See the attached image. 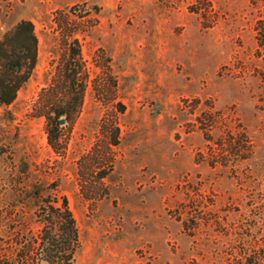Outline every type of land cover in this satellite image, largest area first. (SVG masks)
<instances>
[{
    "label": "rangeland",
    "instance_id": "obj_1",
    "mask_svg": "<svg viewBox=\"0 0 264 264\" xmlns=\"http://www.w3.org/2000/svg\"><path fill=\"white\" fill-rule=\"evenodd\" d=\"M23 20L37 63L0 107V264L62 198L74 264H264V0H0V40Z\"/></svg>",
    "mask_w": 264,
    "mask_h": 264
},
{
    "label": "trees",
    "instance_id": "obj_2",
    "mask_svg": "<svg viewBox=\"0 0 264 264\" xmlns=\"http://www.w3.org/2000/svg\"><path fill=\"white\" fill-rule=\"evenodd\" d=\"M37 37L30 21H20L0 40V107L10 106L21 87L28 81L37 63ZM75 56L79 52H75ZM73 56V55H72ZM72 60V59H71ZM74 69V67L72 68ZM74 71V70H70ZM79 106V102H78ZM70 106L52 112L50 121L58 125L61 118H71ZM54 201H44L36 211V219L42 225L39 244L30 239L11 259H3L6 264H74V254L78 247L75 221L62 198L60 206ZM244 264H257V258L247 256Z\"/></svg>",
    "mask_w": 264,
    "mask_h": 264
},
{
    "label": "water",
    "instance_id": "obj_3",
    "mask_svg": "<svg viewBox=\"0 0 264 264\" xmlns=\"http://www.w3.org/2000/svg\"><path fill=\"white\" fill-rule=\"evenodd\" d=\"M63 123H64V121H63V120H60V121H59V124H60V125H62Z\"/></svg>",
    "mask_w": 264,
    "mask_h": 264
}]
</instances>
